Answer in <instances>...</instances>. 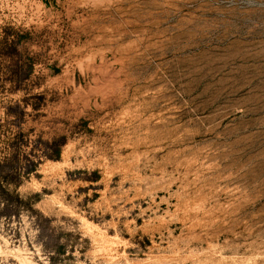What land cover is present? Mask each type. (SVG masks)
<instances>
[{
    "label": "rangeland",
    "instance_id": "rangeland-1",
    "mask_svg": "<svg viewBox=\"0 0 264 264\" xmlns=\"http://www.w3.org/2000/svg\"><path fill=\"white\" fill-rule=\"evenodd\" d=\"M264 264V0H0V264Z\"/></svg>",
    "mask_w": 264,
    "mask_h": 264
},
{
    "label": "built area",
    "instance_id": "built-area-1",
    "mask_svg": "<svg viewBox=\"0 0 264 264\" xmlns=\"http://www.w3.org/2000/svg\"><path fill=\"white\" fill-rule=\"evenodd\" d=\"M11 264V263H10Z\"/></svg>",
    "mask_w": 264,
    "mask_h": 264
}]
</instances>
